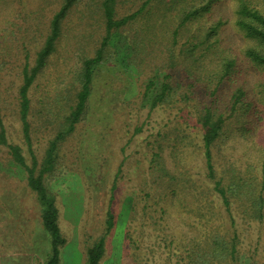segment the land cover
<instances>
[{"label": "rangeland", "instance_id": "1", "mask_svg": "<svg viewBox=\"0 0 264 264\" xmlns=\"http://www.w3.org/2000/svg\"><path fill=\"white\" fill-rule=\"evenodd\" d=\"M209 1L117 0V17L145 7L108 39L103 0H79L64 20L57 48L31 89L32 145L40 164L75 104L84 60L100 49L103 57L89 107L45 178L67 238L60 264H85L109 210L115 226L100 264H178L175 249L183 252L202 233L192 223L195 194L209 200L198 118L206 106L226 117L214 145L219 172L250 176L264 194V66L246 57L252 42L237 25L242 2L264 10V0H211L210 11L180 28L175 44L184 12ZM61 6L62 0H0V101L10 137L22 144L29 163L18 117L23 67L34 65ZM168 73L174 93L153 108ZM239 88L243 101L235 105ZM237 210L239 264H264V211L261 219L245 220ZM40 213L27 172L0 147V264H45L51 244Z\"/></svg>", "mask_w": 264, "mask_h": 264}, {"label": "trees", "instance_id": "2", "mask_svg": "<svg viewBox=\"0 0 264 264\" xmlns=\"http://www.w3.org/2000/svg\"><path fill=\"white\" fill-rule=\"evenodd\" d=\"M79 0H62V6L51 19L50 32L38 51L34 65L27 61L23 67V83L19 88L18 117L21 132L32 155V163H29L24 147L10 137L3 106L0 101V147L7 148L11 161L22 167L27 172V185L35 194L40 207V218L43 229L50 237L51 249L45 264H60L61 249L66 244L62 227L60 225V211L56 197L50 193L45 178L56 169L61 143L70 135L81 121L89 107V100L93 92L94 72L97 64L103 57L100 49L95 57H88L83 62L82 84L77 92L75 104L72 105L70 113L66 116L63 126L56 133L55 138L50 141L46 155L40 164L32 145V124L30 120L32 111L31 89L38 75L44 69L50 56L57 48L58 40L63 31V23L71 9ZM117 0H103V10L106 18L108 34L111 36L113 30L122 27L133 20L145 7L134 13L117 17ZM203 7H191L184 12L179 26L174 31L175 44L178 43L180 28L193 19L201 17L204 12L210 11L212 3ZM237 25L252 44L245 50L246 57L259 66H264V10L252 6L244 1L238 8ZM223 24L218 21L211 27L210 34L215 33ZM200 43L194 44L195 49ZM233 62L225 66L221 78L229 74ZM166 74L158 92L153 95L152 107L168 100L169 95L174 93V86ZM155 81L152 79L147 83L145 96H149ZM244 90L238 89L235 94V105L243 101ZM199 121L203 128L204 157L206 162V179L210 186L207 188L209 200L201 202L202 193L195 194L198 206L194 209L196 213V226H202L201 235L191 239L183 252L175 249L178 264H239L240 245L243 243L242 231L238 227V208L243 213L245 220L263 218L264 194L257 191L255 179L244 176L237 171L221 174L215 161L214 145L223 134L226 117L224 113L216 112L212 107L206 106L199 114ZM254 180V181H253ZM210 191V192H209ZM198 195V196H197ZM221 215L225 217L222 222ZM221 220V222H218ZM227 224V226L225 227ZM229 224V225H228ZM106 229L99 238L87 250V261L85 264H100L107 248V236L115 226V215L112 210L108 211ZM174 246V243L170 244Z\"/></svg>", "mask_w": 264, "mask_h": 264}]
</instances>
